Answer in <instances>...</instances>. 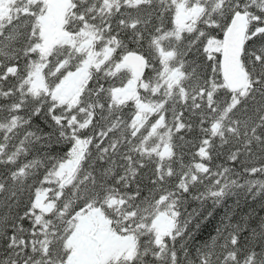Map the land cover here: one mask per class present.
I'll return each mask as SVG.
<instances>
[{
  "label": "snow or ice",
  "instance_id": "6c2138e0",
  "mask_svg": "<svg viewBox=\"0 0 264 264\" xmlns=\"http://www.w3.org/2000/svg\"><path fill=\"white\" fill-rule=\"evenodd\" d=\"M257 176L264 0H0V264H264Z\"/></svg>",
  "mask_w": 264,
  "mask_h": 264
},
{
  "label": "trees",
  "instance_id": "16d2710c",
  "mask_svg": "<svg viewBox=\"0 0 264 264\" xmlns=\"http://www.w3.org/2000/svg\"><path fill=\"white\" fill-rule=\"evenodd\" d=\"M190 139V137H186V140ZM185 154H184V162L189 163L191 161V152L188 150L187 146H185ZM257 179H264V177H256ZM260 197H257L255 200L252 199L251 195L248 196L247 200L243 202L242 208L240 211L247 212L249 206L251 207H258L260 202ZM235 202V197L229 198L227 201V204H232ZM261 215H264V212L260 213ZM223 215V209L218 210L216 214V219L212 220L198 235L197 237V243L203 244V245H211L213 243V240L217 238V233L215 231V225L219 218ZM238 219V217H234V220ZM252 223H255V220L252 221Z\"/></svg>",
  "mask_w": 264,
  "mask_h": 264
}]
</instances>
